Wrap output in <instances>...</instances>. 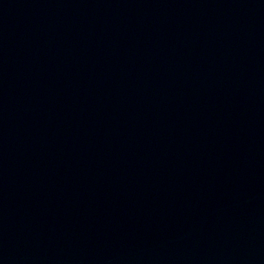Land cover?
Wrapping results in <instances>:
<instances>
[{
	"label": "water",
	"instance_id": "1",
	"mask_svg": "<svg viewBox=\"0 0 264 264\" xmlns=\"http://www.w3.org/2000/svg\"><path fill=\"white\" fill-rule=\"evenodd\" d=\"M0 264H264V0H0Z\"/></svg>",
	"mask_w": 264,
	"mask_h": 264
}]
</instances>
